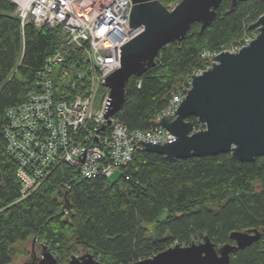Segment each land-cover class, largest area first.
Listing matches in <instances>:
<instances>
[{"label":"trees","instance_id":"1","mask_svg":"<svg viewBox=\"0 0 264 264\" xmlns=\"http://www.w3.org/2000/svg\"><path fill=\"white\" fill-rule=\"evenodd\" d=\"M159 1L167 6L178 0ZM230 5L231 0H222L203 30L192 23L180 42L160 48L154 65L130 75L114 117L130 129H150L185 75L205 67L204 50L213 52L255 33L248 25L264 13V0ZM15 7L0 0V264L29 255L25 243L33 238L60 264L79 252H90L104 264H130L205 235L219 246L232 242V230L254 228L260 238L232 252L229 264H264V155L253 161L229 152L169 159L138 147L114 181L82 177L75 166L60 163L21 197L17 162L3 134L5 111L36 88L58 31L31 22L22 29ZM189 119L197 128L195 118Z\"/></svg>","mask_w":264,"mask_h":264},{"label":"built area","instance_id":"2","mask_svg":"<svg viewBox=\"0 0 264 264\" xmlns=\"http://www.w3.org/2000/svg\"><path fill=\"white\" fill-rule=\"evenodd\" d=\"M11 1L22 29L31 22L58 31L38 71L36 88L5 111L3 134L6 150L17 162L21 197L60 163L75 166L82 177H109L130 161L141 147L139 139L152 143L174 139L161 127L130 129L114 115L107 124L102 114L109 94L103 78L120 66L119 47L144 28L129 26L131 0ZM251 38L245 34L219 50H204L205 67L185 75L155 119L174 112L190 87L191 75L209 67L214 55L236 51Z\"/></svg>","mask_w":264,"mask_h":264},{"label":"water","instance_id":"3","mask_svg":"<svg viewBox=\"0 0 264 264\" xmlns=\"http://www.w3.org/2000/svg\"><path fill=\"white\" fill-rule=\"evenodd\" d=\"M222 0H179L172 8L159 0H131L129 26L143 30L119 47L120 66L103 79L109 88L103 116L115 115L125 99V82L155 64L162 46L180 42L190 25L203 30L213 20ZM241 0H231L233 8ZM255 35L236 51H221L209 67L191 75V84L172 114L151 120V128L161 127L174 135L164 143L139 139L144 150L166 158L216 155L229 152L240 161L264 155V13L248 25ZM193 116L198 124L189 119ZM264 235V229L262 230ZM261 236L260 230H232V242L215 246L205 235L199 242L178 243L130 264H229L230 254ZM20 264H60L47 245L41 256ZM67 264H104L92 253L72 255Z\"/></svg>","mask_w":264,"mask_h":264},{"label":"rangeland","instance_id":"4","mask_svg":"<svg viewBox=\"0 0 264 264\" xmlns=\"http://www.w3.org/2000/svg\"><path fill=\"white\" fill-rule=\"evenodd\" d=\"M177 2H171L166 7L172 8ZM247 35H250V36L252 35V37H253L255 35V33H253V34H247ZM173 92H175V90ZM119 175H120V170L117 169V170L113 171V173L108 177V180L109 181H114V180H116L119 177ZM25 245H26L27 249L29 250L30 254L27 255V256H19V257H17L12 264H20V263H22V262H24V261H26L28 259H31L32 256H35L36 258H38V257L41 256V250H42V245L43 244H37L36 241H35V239L33 238V239H29L25 243ZM83 253L84 252H79L76 255H81Z\"/></svg>","mask_w":264,"mask_h":264}]
</instances>
